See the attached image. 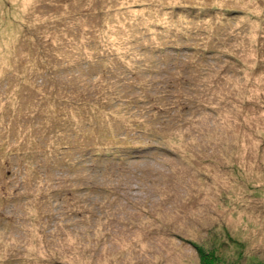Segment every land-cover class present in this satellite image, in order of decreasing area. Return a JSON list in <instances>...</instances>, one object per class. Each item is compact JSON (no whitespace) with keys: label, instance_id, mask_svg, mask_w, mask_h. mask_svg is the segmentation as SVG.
<instances>
[{"label":"rangeland","instance_id":"1","mask_svg":"<svg viewBox=\"0 0 264 264\" xmlns=\"http://www.w3.org/2000/svg\"><path fill=\"white\" fill-rule=\"evenodd\" d=\"M0 264H264V0H0Z\"/></svg>","mask_w":264,"mask_h":264},{"label":"trees","instance_id":"2","mask_svg":"<svg viewBox=\"0 0 264 264\" xmlns=\"http://www.w3.org/2000/svg\"><path fill=\"white\" fill-rule=\"evenodd\" d=\"M173 49H175V50H178V47H174ZM208 50H209V48H208ZM153 51H155V50H153ZM75 127H71V129L73 130ZM75 133V132H74ZM81 134V133H80ZM148 136L150 137V138H152V139H154V137H155V135H154V133L153 132H149L148 133ZM154 141L156 142V141H158L157 143H159L161 140H158V138L157 139H154ZM75 149H79L80 150V153H85V154H83V157H84V159H91L92 161L93 160H95V161H101L102 159L101 158H104V159H106V160H109V161H111V160H114L115 158H117L118 156L116 155V153H114V152H111V154H110V152L109 153H107V152H100V153H98L99 151L98 150H94V149H92L91 148V146H93V144L92 145H89V146H81L80 144H78L76 141H75ZM88 147H90V148H88ZM74 147H71V149H73ZM141 147L140 146H136V147H132V148H122V151L123 150H129V151H125L126 152V154H123V156H121V157H126V156H128V155H130V154H137L138 155V153H140L141 152ZM46 151H47V149L46 150H44L43 152H39L38 154H36V156H38V157H40L41 159L42 158H46ZM127 152H131V153H129V154H127ZM13 154H17V152L15 151V152H12L11 153V155H13ZM18 154L19 155H21V156H23V154H25L23 151H20V152H18ZM49 155V154H48ZM51 155V154H50ZM138 156H141V155H138ZM138 156H135V157H138ZM101 157V158H100ZM132 157V156H131ZM107 158H111V159H107ZM120 159H124V158H120ZM79 161V160H78ZM61 162V161H60Z\"/></svg>","mask_w":264,"mask_h":264},{"label":"bare ground","instance_id":"3","mask_svg":"<svg viewBox=\"0 0 264 264\" xmlns=\"http://www.w3.org/2000/svg\"><path fill=\"white\" fill-rule=\"evenodd\" d=\"M144 150H145V149H144ZM120 155H121V153H120ZM124 157H125V156H124ZM34 158H35V157H34ZM129 160H130V159H129ZM102 170H103V169H102ZM102 170H101V171H102ZM103 171H104V170H103Z\"/></svg>","mask_w":264,"mask_h":264}]
</instances>
